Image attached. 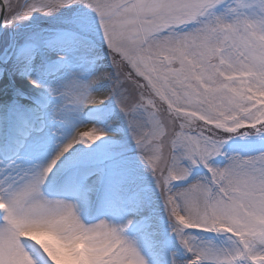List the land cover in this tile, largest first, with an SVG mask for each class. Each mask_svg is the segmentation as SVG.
Segmentation results:
<instances>
[{
    "label": "snow or ice",
    "instance_id": "1",
    "mask_svg": "<svg viewBox=\"0 0 264 264\" xmlns=\"http://www.w3.org/2000/svg\"><path fill=\"white\" fill-rule=\"evenodd\" d=\"M71 2L0 0V10L15 20ZM80 2L98 17L115 68L112 92L165 198L172 230L192 254L188 264H264V152L210 163L233 134H264V0L257 16L246 13L249 0H231L219 14L227 0ZM81 87L75 103L98 102ZM103 135L80 130L43 168L0 177V264H57L34 230L65 244L87 236L89 264H146L123 236L127 225L87 226L74 204L42 192L65 153ZM196 167L207 174L193 179ZM193 229L223 235L227 246L200 241Z\"/></svg>",
    "mask_w": 264,
    "mask_h": 264
},
{
    "label": "rangeland",
    "instance_id": "2",
    "mask_svg": "<svg viewBox=\"0 0 264 264\" xmlns=\"http://www.w3.org/2000/svg\"><path fill=\"white\" fill-rule=\"evenodd\" d=\"M28 2L30 0H11L14 6ZM249 2L253 4L252 0ZM227 3L231 0L215 11L221 13ZM253 10L251 7L245 11L249 15L248 11ZM2 18L0 98H5L2 103L4 109L10 105L12 109L0 116V147L6 146L0 150L1 153L10 157L12 149L17 147L16 141L9 140L8 135H13L20 144L25 140L16 129L12 131L13 126H18V119L27 115L15 98L19 95L16 90L24 89L26 84L23 80L27 77L42 81L51 77L49 81L60 101L47 109L42 94H36V105L38 110H43V116L36 112L35 120L40 121L41 118L46 130L53 132L50 135L47 132L53 142L52 149L58 147V136L54 135L60 131L58 121H64L66 115L71 117L73 124L87 121V128H95L104 134L91 145L75 144L73 153H67L63 159L60 182L82 208L78 213L81 221L85 225H93L98 219L108 217L114 226L127 225L123 236L136 248L138 241L143 240L140 250H137L146 264H172L173 259L176 264H188L192 254L186 251L172 230L174 222L165 206V198L136 144L129 117L122 111L118 96L112 92L115 68L97 15L90 14L89 8L80 0H72L69 6L53 11H33L28 17L15 20L8 19L7 11L3 10ZM29 64H32L30 69ZM83 64L93 67V73L87 78L98 83L93 93L104 88L109 90L101 108L92 112L83 103H75L76 96L66 92L58 82L63 73L75 69L76 65L83 67ZM40 71L46 76H42ZM19 127L23 126L19 124ZM7 146L12 148L11 151ZM261 152H264V134H252L246 138L233 134L224 144L222 154L210 163L222 167L228 156L247 158ZM206 174L202 167L193 169V179ZM93 176H96L95 183L88 181ZM128 213H139L140 221L135 219L136 216L128 220ZM191 235L217 245L227 246L228 243L223 235L199 229L191 230ZM58 254L68 255L67 252Z\"/></svg>",
    "mask_w": 264,
    "mask_h": 264
},
{
    "label": "bare ground",
    "instance_id": "3",
    "mask_svg": "<svg viewBox=\"0 0 264 264\" xmlns=\"http://www.w3.org/2000/svg\"><path fill=\"white\" fill-rule=\"evenodd\" d=\"M252 2H253L254 10L248 11L249 15L257 16L259 14V7H258L259 0H252ZM89 10H90V14L95 13L91 9ZM224 10L225 8L222 9V12ZM0 29H2V26L0 27ZM80 66L81 65H76L75 69L63 73L61 81L58 82L61 84V87H63V89L66 92L70 93L71 95L73 94L75 96L80 95L81 92L83 91V88L81 86L87 85L88 93H90L98 102L95 104H83V105L87 106L88 110L91 112L99 110L103 105L104 100L108 96L109 90L107 88H104L101 91H95L94 94L93 88L94 86L97 87L98 83L95 82V80L87 79L93 73V67L92 65H90L89 68L87 64H83V67ZM30 68H32V64H29L28 69ZM40 73L42 76H46L44 72L40 71ZM56 77H58V75H56ZM45 78L46 80L42 81L40 79L38 80V78L27 77L25 80H23L25 81L26 84V86H24V89L23 88L17 89L16 92H18L19 95L21 96L29 97L33 101H36V103H38L36 94H42L46 102V107L47 109H49L52 103H57L58 101H60L59 100L60 97L57 91L53 89V84L49 81L51 80V77H45ZM33 81L36 82L35 85L33 84ZM23 104L30 110L32 116L28 114V117L24 119H18V122L16 123L18 124V126L17 125L13 126L12 131H14L15 129L17 132L20 131L21 135L24 136L25 140L22 144L16 142L18 145H16L17 147H15V149H12L11 147L7 146V148H9L10 151L12 149V155L10 157L7 156V153L2 154L0 151V177H3V175L6 174V172L12 171L13 169H25L29 171H35V170H39L40 168H43L56 156V154L66 143H68L74 137L77 136L80 130L89 127L88 122L84 123V121H81V123L79 122L78 124H73L71 117L66 115L64 121H58L60 124V131L54 133L56 137L58 136V141H57L58 147H54L52 149L53 142L48 137V135L53 134V132H51L50 129L46 130L45 127L46 124L44 120H41L40 118L41 112L43 113V110L39 109L40 121H36L35 120L36 111L35 109H33V105L32 104L30 105L28 102H24ZM42 116L43 115H41V117ZM23 122H26L25 129L19 128V124L20 126H24ZM8 139L17 141L13 135H8ZM3 147L6 146H2V148ZM74 147L75 146H73V148L70 149L67 153L70 154L73 153ZM2 148L0 147V150ZM67 153H65L60 158V160L57 161L56 167L53 169L52 173L49 174L46 183L42 186V192L44 196L48 199H59L74 204L76 206L77 213H81L82 208L77 204V201L74 200L73 195L69 193L66 186L60 182L64 170L63 159ZM60 169L61 172L59 171ZM95 178L96 176H93L92 178L88 179V181L89 182L93 181V183H95ZM138 214L136 215V214L128 213L127 214L128 220H132L136 216L137 218L135 217V219L137 221H140V217ZM101 220L112 225L108 217H106L105 219L104 218L98 219L97 223L100 222ZM141 241L143 242V240ZM141 241L139 240L137 243L138 250H140V245L142 244Z\"/></svg>",
    "mask_w": 264,
    "mask_h": 264
},
{
    "label": "clouds",
    "instance_id": "4",
    "mask_svg": "<svg viewBox=\"0 0 264 264\" xmlns=\"http://www.w3.org/2000/svg\"><path fill=\"white\" fill-rule=\"evenodd\" d=\"M33 234L37 237L36 242L44 244L57 256V264H89L91 250L87 236L78 238L71 244H65L56 240L49 233L42 232L41 230H34ZM62 252H67L68 255L58 254Z\"/></svg>",
    "mask_w": 264,
    "mask_h": 264
},
{
    "label": "water",
    "instance_id": "5",
    "mask_svg": "<svg viewBox=\"0 0 264 264\" xmlns=\"http://www.w3.org/2000/svg\"><path fill=\"white\" fill-rule=\"evenodd\" d=\"M2 15H3V10H0V26L2 24Z\"/></svg>",
    "mask_w": 264,
    "mask_h": 264
}]
</instances>
